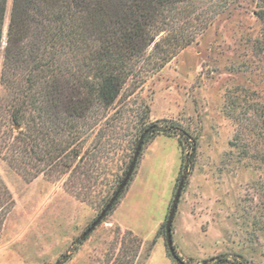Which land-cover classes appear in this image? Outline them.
<instances>
[{"label":"rangeland","instance_id":"374dc122","mask_svg":"<svg viewBox=\"0 0 264 264\" xmlns=\"http://www.w3.org/2000/svg\"><path fill=\"white\" fill-rule=\"evenodd\" d=\"M257 1L230 0L225 7L204 10L185 28L195 34L190 45L158 72L141 71L126 91L130 95L120 98L110 114L118 120L101 139L109 142L106 155L101 153L103 171L98 169L96 182L78 185V196L65 189V176L27 181L31 169L15 171L0 158V201L5 200L3 188L13 200L0 223V264H177L165 246V222L181 179L172 239L182 263H215L221 256L224 264H242L243 259L264 264V54L255 51L262 31L254 14ZM205 3L185 2L175 16L181 19ZM11 7L12 0H6L0 100L6 95L1 73ZM144 105L148 123L175 133L143 139L118 202L82 240L131 163L142 136L136 122ZM194 140L189 166L186 157ZM127 192L118 216L141 242L134 258L135 244L111 224Z\"/></svg>","mask_w":264,"mask_h":264},{"label":"trees","instance_id":"16d2710c","mask_svg":"<svg viewBox=\"0 0 264 264\" xmlns=\"http://www.w3.org/2000/svg\"><path fill=\"white\" fill-rule=\"evenodd\" d=\"M188 1L12 0L1 73L6 95L0 100V158L15 171L31 169L24 176L27 181L39 175L65 176V189L77 196L78 185L96 182L103 167L101 153L106 155L109 144L101 139L115 128L118 118L110 114L117 101L130 95L126 91L142 70L158 72L194 41L195 34L185 30L190 21H199L204 10L225 7L230 0H206L203 8L193 7L178 19L175 11ZM5 8L6 0H0V48ZM256 8L262 31L255 51L264 54V0H258ZM148 116L144 105L136 122L144 142L159 132L175 133L148 123ZM91 136L93 141L84 144ZM195 151L194 140L186 157L189 166ZM186 159L182 156L181 169ZM3 190L1 224L13 207ZM124 235L135 244L134 258L141 242L130 231ZM175 255L171 260L183 264ZM214 259L218 262L204 264L227 263L221 256Z\"/></svg>","mask_w":264,"mask_h":264},{"label":"water","instance_id":"95a60500","mask_svg":"<svg viewBox=\"0 0 264 264\" xmlns=\"http://www.w3.org/2000/svg\"><path fill=\"white\" fill-rule=\"evenodd\" d=\"M143 139H144V134L140 137V140H139V142L136 146L135 152L133 154L131 163L127 169V172H126L121 184L119 185V187L115 191L114 195L112 196V198L110 199V201L108 202L106 207L102 210V212L99 214V216L91 224L90 228L88 229V232L92 231L97 225H99V223L107 215L108 211L112 208L114 202L117 200V198L119 197V195L124 190L127 183L129 182V180L132 176V173L134 171V167L136 165L137 159L139 157L141 148H142ZM183 187H184V180L181 179L179 181L177 188H176V191L174 193L172 204H171V207H170V210H169V213L167 215L166 222H165V246H166L171 258H173V259H176V255H175V250L173 247L172 225H173V220H174L177 208H178V203H179V199H180Z\"/></svg>","mask_w":264,"mask_h":264},{"label":"crops","instance_id":"0c3cea01","mask_svg":"<svg viewBox=\"0 0 264 264\" xmlns=\"http://www.w3.org/2000/svg\"><path fill=\"white\" fill-rule=\"evenodd\" d=\"M130 189L128 190V192L130 191ZM128 192L125 194L124 198L121 200V202L118 204V206L116 207V209L113 211L111 215L112 226L113 225L116 226L122 232L128 230L129 227L124 221H121L122 217L118 216V212L121 210L122 206H124L125 204L124 201L129 197Z\"/></svg>","mask_w":264,"mask_h":264}]
</instances>
